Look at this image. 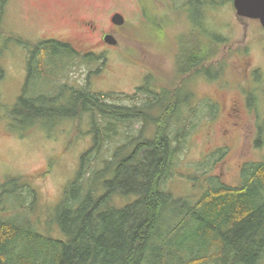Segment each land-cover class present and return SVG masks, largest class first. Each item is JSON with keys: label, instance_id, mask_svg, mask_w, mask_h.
Returning <instances> with one entry per match:
<instances>
[{"label": "trees", "instance_id": "16d2710c", "mask_svg": "<svg viewBox=\"0 0 264 264\" xmlns=\"http://www.w3.org/2000/svg\"><path fill=\"white\" fill-rule=\"evenodd\" d=\"M6 3L0 0V18ZM217 32L205 33L201 44L183 43L176 53L174 80L169 85L153 84L146 77L131 95L137 100L132 105L110 102L114 92L90 89L71 88L67 100L30 95L31 83L47 65L80 56H73L78 52L64 40L26 43L28 81L10 110L11 118L17 124L29 121L38 126L64 118L80 123L89 117L93 145L64 190L55 220L61 236L54 237L42 211L38 210L36 222L28 216V210L36 207L34 188H19L18 193L33 202L22 199L18 212L8 213L1 199L0 264H264V159L243 165L237 185L211 173L210 188L190 203L184 197L173 198L165 188L190 131L184 110L197 113L183 87L200 75L220 78L224 71V64L210 63L227 42ZM83 58L89 64L101 59L94 54ZM253 77L258 81L260 70ZM252 96L257 94L248 97L256 109L257 98ZM214 105L212 111L217 110ZM263 124L257 122L256 144L262 142ZM187 228H192L191 235L185 233Z\"/></svg>", "mask_w": 264, "mask_h": 264}, {"label": "rangeland", "instance_id": "374dc122", "mask_svg": "<svg viewBox=\"0 0 264 264\" xmlns=\"http://www.w3.org/2000/svg\"><path fill=\"white\" fill-rule=\"evenodd\" d=\"M145 1L144 11L141 0H78L72 12L85 16L89 23L93 20L98 27L92 36L86 33L88 50H104L105 46L97 44L100 29H109L113 12L124 14L126 25L115 34L117 46L108 48L95 64L84 60L87 55L82 49L73 54L79 58H60L58 65L45 67L46 72L31 83L28 92L59 95L67 100L71 88L90 89L103 94L114 92L116 95L108 98L110 102L132 105L137 100L133 101L131 95L143 84L147 72L172 82L176 55L183 43L201 44L210 29L212 33L219 30L227 42L221 44L211 64H224V71L220 78L200 75L183 87L197 113L192 108L184 110L190 129L187 143L175 160L174 176L165 182L173 198L184 197L190 203L210 188L212 174L224 183L237 185L243 165L264 159V133L262 142L256 144L257 122L264 123V28L257 19L239 16L233 0H198L181 5L182 14L175 9L181 0ZM69 12L56 0H7L0 18V208L3 199L8 213L18 212L22 199L29 200L18 193L19 188H34L36 210L31 208L27 214L36 222L42 211L54 237L62 233L56 229L59 225L55 220L64 190L77 176L82 155L93 145L90 118L80 123L71 118L49 120L34 126L29 121L17 124L10 110L28 81L30 47L26 43L37 44L53 37L71 40L72 35L75 38L68 20L62 21ZM187 28L191 29L189 33ZM255 69L260 70L258 81L252 76ZM252 89L257 94L250 98H257L256 109L248 99V90ZM235 100L240 104L238 111L232 105ZM211 104H216L217 110L212 111ZM110 149L112 152L114 146ZM18 178L21 180L16 181ZM185 233L191 235L192 228Z\"/></svg>", "mask_w": 264, "mask_h": 264}, {"label": "flooded vegetation", "instance_id": "af4514ba", "mask_svg": "<svg viewBox=\"0 0 264 264\" xmlns=\"http://www.w3.org/2000/svg\"><path fill=\"white\" fill-rule=\"evenodd\" d=\"M56 1L61 6L65 7V8H68V10L70 11L67 16H64V17L62 16V18H63L62 21L68 20L69 24L74 29L76 37L73 38L74 35H72L71 36V40L69 38H67V39H64V41L69 42L74 47V49L77 52H79V50L82 49V51L86 55L94 54L96 56H101V55L104 56L105 53L109 50L108 48H114V47L117 46V45H110L109 43H107L105 37L108 34H112V35L116 36L115 34L116 33L118 34L120 32V29L123 26L126 25V24H124V25H116L112 21V17H113V15L115 13H121L124 16V14L121 11H115V12H113L110 15V24L111 25H110L109 29H100L101 33L97 36V38H98L97 44H102L103 46H105V48H104V50H101V51L98 52L97 50H93V49L88 50V48H89L88 45H87L88 43L84 42V40L87 39L86 38L87 34H89L91 36L93 35L94 31H96V29L98 28L97 25L93 23V20H92V22L89 23V21H87V18L85 16L77 15L74 12H72L73 11V6L78 3V0H56ZM197 2H198V0H181V1H177L176 4H175V9H177L182 14V12H181L182 10H179L182 6H186V5H189V4H196ZM141 4L143 5L144 11H145V6L146 5H145L144 0H141ZM187 27H189V26H187ZM187 29H188L187 33H189L191 31V29H189V28H187ZM210 31L212 32L213 30L210 29ZM221 35L223 36L224 34L221 33ZM49 39H51V38H49ZM53 39L63 40V39L58 38V37H53ZM97 44H93V46H95ZM210 63H212V62H210ZM256 70H259V69H255L253 72H255ZM253 72H252V76H253ZM146 77H150V80H151V82H153V84L157 83V84L169 85V83H170V82H167V79H165L164 76H156L152 72H149V73L147 72ZM158 87H160V86H157V88ZM251 92H254V90L253 89L252 90H248L247 94H250ZM232 105H233V108L235 106L234 109L236 111L239 110L238 108H240V107H238V106H240V104H239L238 100H235L234 103H232ZM220 107H219V109H220Z\"/></svg>", "mask_w": 264, "mask_h": 264}, {"label": "water", "instance_id": "95a60500", "mask_svg": "<svg viewBox=\"0 0 264 264\" xmlns=\"http://www.w3.org/2000/svg\"><path fill=\"white\" fill-rule=\"evenodd\" d=\"M233 4L239 16L257 19L264 28V0H233ZM112 21L116 25H123L126 19L121 13H115ZM105 39L110 45H117L118 43L112 34H108Z\"/></svg>", "mask_w": 264, "mask_h": 264}]
</instances>
